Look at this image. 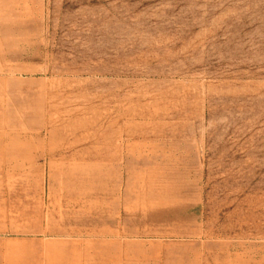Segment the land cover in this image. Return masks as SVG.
Segmentation results:
<instances>
[{
	"label": "rangeland",
	"instance_id": "374dc122",
	"mask_svg": "<svg viewBox=\"0 0 264 264\" xmlns=\"http://www.w3.org/2000/svg\"><path fill=\"white\" fill-rule=\"evenodd\" d=\"M0 264H264V0H0Z\"/></svg>",
	"mask_w": 264,
	"mask_h": 264
}]
</instances>
